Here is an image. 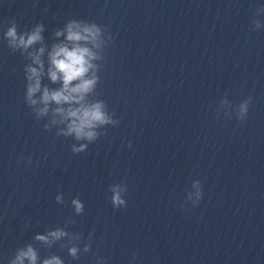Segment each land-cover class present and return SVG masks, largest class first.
Listing matches in <instances>:
<instances>
[{
	"label": "clouds",
	"instance_id": "clouds-1",
	"mask_svg": "<svg viewBox=\"0 0 264 264\" xmlns=\"http://www.w3.org/2000/svg\"><path fill=\"white\" fill-rule=\"evenodd\" d=\"M264 12V6L257 8L255 15ZM254 30L262 27L259 20H253ZM44 25L37 23L30 30L18 32L17 25L13 20L11 25L4 33L8 47L13 51H19L30 63L25 64L24 73L27 81L25 102L31 108L35 117L39 120L49 114V105H55L51 110V124H66L65 129H61L58 133L65 137L74 136L77 141L86 140L92 142L97 139V128L105 125L117 126L120 120H113L112 116L105 111V105L102 101L90 102L87 98L89 94L94 92L98 77L91 70L95 69V65L91 63L96 59L93 51L84 46L91 43L97 46V37L100 28L95 24H87L83 21L69 20L64 29L56 30L54 35L61 36L66 32V41L54 44L51 51L48 52L47 76L53 84L59 82L61 86L58 89H51L42 83L45 75V63L41 59L45 53V47L40 46L34 51H29L33 46L43 45ZM35 65V66H34ZM40 93L39 99L34 98ZM252 97L244 99L235 109V116L238 121L244 122L249 113V107ZM222 104H228L227 99L221 101ZM38 104L43 107H36ZM219 112V110H217ZM229 115V113H225ZM58 118V119H57ZM45 130H50L49 125H44ZM128 147H131L129 142ZM87 149V144H81L80 147L71 146L74 154H80ZM23 159V157H20ZM31 164V158L26 161ZM192 191L187 192V200L191 202L193 207L199 205L203 197L202 184L199 180H194L191 184ZM111 193L110 202L114 209L126 208L127 202V185L121 181L109 186ZM194 190V191H193ZM56 203H63L62 195H57ZM71 204L74 206L75 214L80 215L84 212V204L77 197L72 199ZM184 205H181L183 208ZM67 224L74 221L69 218ZM71 237L78 243L61 245L68 247V255L74 260L79 259L81 253H88L91 248L90 243H85L80 248L81 234L78 232L70 233L67 227H56L54 230L47 231L46 234L36 235L34 240L42 243L47 248H52L54 244ZM92 233H89L91 240ZM64 264V260L58 255L52 254L41 259L39 249L32 243L17 249L15 258L10 259L8 264ZM98 264H105V258L101 257Z\"/></svg>",
	"mask_w": 264,
	"mask_h": 264
}]
</instances>
